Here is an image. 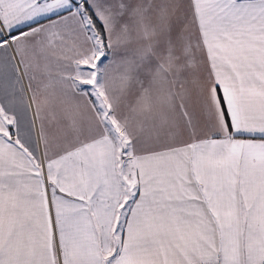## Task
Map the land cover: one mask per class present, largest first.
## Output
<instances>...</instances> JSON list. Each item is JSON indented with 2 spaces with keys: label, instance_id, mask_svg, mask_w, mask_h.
Instances as JSON below:
<instances>
[{
  "label": "snow or ice",
  "instance_id": "snow-or-ice-1",
  "mask_svg": "<svg viewBox=\"0 0 264 264\" xmlns=\"http://www.w3.org/2000/svg\"><path fill=\"white\" fill-rule=\"evenodd\" d=\"M0 264H264V0H0Z\"/></svg>",
  "mask_w": 264,
  "mask_h": 264
}]
</instances>
